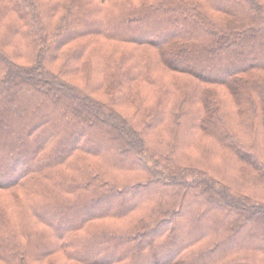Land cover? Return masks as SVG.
<instances>
[{
	"label": "trees",
	"instance_id": "obj_1",
	"mask_svg": "<svg viewBox=\"0 0 264 264\" xmlns=\"http://www.w3.org/2000/svg\"><path fill=\"white\" fill-rule=\"evenodd\" d=\"M0 193V264H264V0H0Z\"/></svg>",
	"mask_w": 264,
	"mask_h": 264
},
{
	"label": "rangeland",
	"instance_id": "obj_2",
	"mask_svg": "<svg viewBox=\"0 0 264 264\" xmlns=\"http://www.w3.org/2000/svg\"><path fill=\"white\" fill-rule=\"evenodd\" d=\"M111 2V1H109ZM8 193H0V200L5 201L7 199V196L5 197V195H7Z\"/></svg>",
	"mask_w": 264,
	"mask_h": 264
}]
</instances>
